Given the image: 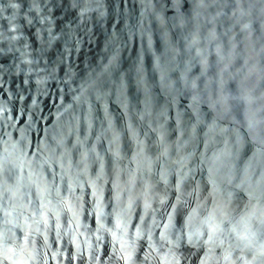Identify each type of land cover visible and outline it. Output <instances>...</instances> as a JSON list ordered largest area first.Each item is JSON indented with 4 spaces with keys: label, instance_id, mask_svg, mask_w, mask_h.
<instances>
[{
    "label": "clouds",
    "instance_id": "1",
    "mask_svg": "<svg viewBox=\"0 0 264 264\" xmlns=\"http://www.w3.org/2000/svg\"><path fill=\"white\" fill-rule=\"evenodd\" d=\"M0 264H264V0H0Z\"/></svg>",
    "mask_w": 264,
    "mask_h": 264
},
{
    "label": "water",
    "instance_id": "2",
    "mask_svg": "<svg viewBox=\"0 0 264 264\" xmlns=\"http://www.w3.org/2000/svg\"><path fill=\"white\" fill-rule=\"evenodd\" d=\"M59 96L55 95V93H50L48 96L46 97H42V103H41V108L43 109V111L41 112V117L42 118H47L48 116V109L52 110V113L54 115L55 113V105L59 103Z\"/></svg>",
    "mask_w": 264,
    "mask_h": 264
}]
</instances>
